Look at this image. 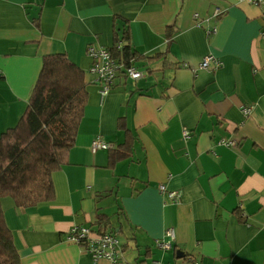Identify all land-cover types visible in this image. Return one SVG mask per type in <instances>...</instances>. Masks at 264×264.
I'll list each match as a JSON object with an SVG mask.
<instances>
[{
    "label": "crops",
    "instance_id": "obj_1",
    "mask_svg": "<svg viewBox=\"0 0 264 264\" xmlns=\"http://www.w3.org/2000/svg\"><path fill=\"white\" fill-rule=\"evenodd\" d=\"M250 1L0 0V137L44 60L64 57L87 81L52 197L26 208L0 198L20 264H109L68 240L99 233V215L123 245L120 264H264V2ZM115 41L129 59L114 57L101 98L88 49ZM94 139L109 148L92 152Z\"/></svg>",
    "mask_w": 264,
    "mask_h": 264
},
{
    "label": "trees",
    "instance_id": "obj_2",
    "mask_svg": "<svg viewBox=\"0 0 264 264\" xmlns=\"http://www.w3.org/2000/svg\"><path fill=\"white\" fill-rule=\"evenodd\" d=\"M115 43L110 49L113 58L119 60L122 55L127 62L128 46L120 51L116 47L118 42ZM86 84L84 72L64 57L53 56L43 61L24 113L17 124L0 137V198L11 197L17 206L26 208L52 197L51 175L65 163L67 152L77 137L87 104ZM102 219V215L97 218V225L101 227L99 233L88 229L91 239L95 240L93 244L87 238L75 243L86 252L92 245L95 251H101L102 242L97 240L111 237L116 240L112 244L117 264H120L123 245L111 232L105 231ZM108 251L107 245L101 254ZM0 264H20L1 206Z\"/></svg>",
    "mask_w": 264,
    "mask_h": 264
},
{
    "label": "built area",
    "instance_id": "obj_3",
    "mask_svg": "<svg viewBox=\"0 0 264 264\" xmlns=\"http://www.w3.org/2000/svg\"><path fill=\"white\" fill-rule=\"evenodd\" d=\"M250 1V0H249ZM256 5L257 2L263 3L264 0H253L250 1ZM259 36L264 39V21L260 29ZM116 47L121 48L122 44L118 42ZM89 55L94 57V63L92 67L90 68V71L95 76L96 80L100 83L99 90V96L103 98L109 93L110 87L112 86L113 79L115 77L116 71L119 69V65L116 61H114V58L111 57L110 51L108 49H101L96 50L94 48H89ZM212 60V57L210 55L204 57V59L199 64L198 68L205 69L207 68V65ZM219 65V62H215V67ZM193 72H195V69H191ZM126 73L129 77L133 79L139 78L142 74L136 70L134 67L129 66L126 69ZM243 111L245 113L248 112V108H243ZM189 134L188 130H183V136H187ZM228 144H233V142L229 141ZM109 148V144L105 143L104 141L100 139H94L90 143V150L92 152L96 151L97 149H106ZM159 189L161 191L165 190L164 186H159ZM168 197L171 199H176L178 196V193L175 191L168 192ZM165 235L169 238V240H164L158 243V246L161 249L167 250L170 249L172 240L174 239V231L172 229H169ZM87 238L90 240V242L93 244L95 240L91 239L89 235V231L86 228H79L77 230H74L72 233L69 234L68 240L78 242L80 239ZM102 242V249L101 251L105 250V247L108 245L109 251L105 254H101V251H95L93 249V245L91 246L88 253L91 254L93 259L96 261L99 258L103 257L105 258L109 264H117V253H115L113 244L116 243V240L110 238H105L101 240H97Z\"/></svg>",
    "mask_w": 264,
    "mask_h": 264
},
{
    "label": "bare ground",
    "instance_id": "obj_4",
    "mask_svg": "<svg viewBox=\"0 0 264 264\" xmlns=\"http://www.w3.org/2000/svg\"><path fill=\"white\" fill-rule=\"evenodd\" d=\"M139 71V70H138ZM141 74H142V72L141 71H139Z\"/></svg>",
    "mask_w": 264,
    "mask_h": 264
}]
</instances>
